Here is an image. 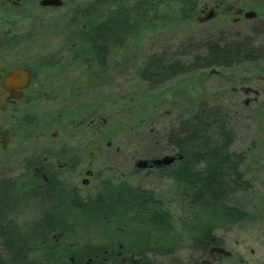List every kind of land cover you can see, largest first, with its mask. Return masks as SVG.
I'll list each match as a JSON object with an SVG mask.
<instances>
[{"label":"trees","instance_id":"trees-1","mask_svg":"<svg viewBox=\"0 0 264 264\" xmlns=\"http://www.w3.org/2000/svg\"><path fill=\"white\" fill-rule=\"evenodd\" d=\"M115 18L114 28L104 27L100 34L107 43L116 39L120 47L125 34H134L137 26L126 14ZM180 48L181 57L149 55L140 78L154 88L199 69L264 59V45L258 43L256 31L235 38L227 34L207 36ZM165 137L175 161L158 167L162 176L176 180L186 203L180 227L173 224L169 207L155 191L126 180L103 181L89 197L80 195L73 182L56 176L42 187L35 186L38 180L29 185L26 178L2 181L0 220L5 223L2 237L7 243L9 264H40L41 258L48 264H107L112 260H103V256L108 257L103 246L120 245L144 262L174 254L183 241L190 239L198 249L209 247L210 242L221 246L223 240L216 231L250 214L231 203V195L253 187L243 167L247 153L233 148L237 134L232 112L222 104L202 100L194 111L174 123ZM23 172L28 175V167ZM90 226L113 228L115 233L102 246L80 247V253L74 254L75 261L69 262L65 252L74 248H63L54 235Z\"/></svg>","mask_w":264,"mask_h":264},{"label":"flooded vegetation","instance_id":"flooded-vegetation-1","mask_svg":"<svg viewBox=\"0 0 264 264\" xmlns=\"http://www.w3.org/2000/svg\"><path fill=\"white\" fill-rule=\"evenodd\" d=\"M252 1L212 0L199 4L195 0H175L181 4L185 21L199 23L212 18L241 21L250 18L246 15L248 11L257 12L258 16L257 7L264 1ZM159 8V2L153 0H0V182L26 178L29 185L38 180L35 186L42 187L56 176L73 182L80 195L89 197L99 190L103 181L112 180H101L97 189L87 194L74 180L88 160L83 167L88 178L82 183L91 184L99 174L95 172L93 159L103 148L101 143L94 145V132L97 130L98 137L102 135L99 127L106 119L90 105L88 71L100 75L98 71L103 70L104 74L128 38L152 15L156 19L161 17ZM122 14L130 17L137 27L134 34H125L119 47L116 39L108 43L103 40L100 31L104 27L113 29L115 17ZM92 150H98L95 157L91 156ZM21 151L25 157L20 168L26 171L28 167V175H7ZM145 168L159 171L160 167ZM172 215L173 224L180 227L181 216L177 222ZM4 229L5 223L0 220V264H9L7 243L2 237ZM68 233L59 232L54 239L63 246L60 237ZM106 234L107 239L114 235ZM107 239L69 245L74 249L65 252L67 260L74 262V254L80 253V247L102 246ZM194 242L192 239L182 242L179 250L186 244L185 255L177 256L178 250L146 262L120 245L103 246L104 254L109 257L103 256V260H112L107 264H220L224 256H230L221 250L222 245L210 242L209 247L198 249ZM39 263L48 264L44 258Z\"/></svg>","mask_w":264,"mask_h":264},{"label":"rangeland","instance_id":"rangeland-1","mask_svg":"<svg viewBox=\"0 0 264 264\" xmlns=\"http://www.w3.org/2000/svg\"><path fill=\"white\" fill-rule=\"evenodd\" d=\"M153 1L159 2L161 17L156 19L152 15L148 18L147 23L142 24L144 27L141 26L118 50L116 59L109 62L104 74L103 70L98 71L100 75L88 71L90 105L106 119L99 127L102 135L98 137L97 130L94 132V145L101 143L103 148L93 159L95 172L99 173L93 177V183H82L88 178L83 169L88 160L84 161L74 180L87 194L94 192L101 180L127 179L155 191L179 222V217L186 213L176 180L162 176L154 168L138 171L136 163L142 158L150 160L172 155L166 131L194 111L200 101L222 104L233 114L237 134L233 148L247 153L243 167L253 187L250 191L233 194L229 199L250 214L243 221L216 231L230 254L224 256L220 264H264V59L199 69L154 88L140 78L149 55L169 53L181 57L182 44L207 36L227 34L235 38L256 31L258 43L264 45V4L257 7L259 14L255 19L233 22L232 19L212 18L199 23L185 21L180 12L181 4L175 0ZM195 2L203 4L212 0ZM24 157L21 151L7 175L24 173L20 168ZM106 233L112 234L115 230L80 227L60 240L63 245H76L107 239ZM183 246L177 256L188 253L187 245Z\"/></svg>","mask_w":264,"mask_h":264},{"label":"water","instance_id":"water-1","mask_svg":"<svg viewBox=\"0 0 264 264\" xmlns=\"http://www.w3.org/2000/svg\"><path fill=\"white\" fill-rule=\"evenodd\" d=\"M246 13H247L246 15L250 18H256V16H257V12H254V11H248ZM13 74H17V71H14ZM97 154H98V150H92L91 156L95 157ZM174 161H175V156L166 154V155H164V157L153 158L152 162H150V160H148V159L142 158L138 161L137 166L142 169L145 167L169 165V164L173 163ZM221 250L228 252L225 249V247H223V249H221Z\"/></svg>","mask_w":264,"mask_h":264}]
</instances>
